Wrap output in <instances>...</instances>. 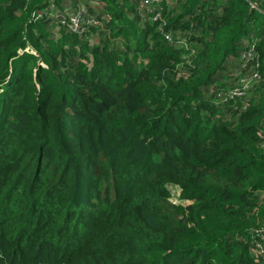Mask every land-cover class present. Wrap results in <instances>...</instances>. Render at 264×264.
I'll list each match as a JSON object with an SVG mask.
<instances>
[{"label":"trees","instance_id":"obj_1","mask_svg":"<svg viewBox=\"0 0 264 264\" xmlns=\"http://www.w3.org/2000/svg\"><path fill=\"white\" fill-rule=\"evenodd\" d=\"M96 1L0 0V264H264V0Z\"/></svg>","mask_w":264,"mask_h":264},{"label":"built area","instance_id":"obj_2","mask_svg":"<svg viewBox=\"0 0 264 264\" xmlns=\"http://www.w3.org/2000/svg\"><path fill=\"white\" fill-rule=\"evenodd\" d=\"M151 1H156V0H143V3H145V5H148V3L149 2H151ZM73 13V12H72ZM72 13H70L69 14V16L67 17V19H68V21H67V25L69 26V28L71 29V30H74V31H76V30H79V29H81L82 28V26H81V24H80V21L81 20H84V21H88V19H83V18H81V17H79L78 16V14L77 13H75V14H72ZM40 13H39V11L36 13V16H38ZM158 17V12L157 11H154V14L152 15V18L153 19H155V18H157ZM58 18L61 20V22H63V15H59L58 16ZM245 55H247L246 54V52L245 53H242V56L243 57H246ZM253 75V74H252ZM243 79V78H242ZM240 91L239 90H233V93H239ZM256 232H258L259 233V236L264 240V226H261V227H257V228H255L254 229ZM262 247L261 246H259V248L257 249V250H254V256L257 258V255H261V256H263V254H262Z\"/></svg>","mask_w":264,"mask_h":264},{"label":"rangeland","instance_id":"obj_3","mask_svg":"<svg viewBox=\"0 0 264 264\" xmlns=\"http://www.w3.org/2000/svg\"><path fill=\"white\" fill-rule=\"evenodd\" d=\"M84 2H85V4H91V5H94V6H97L98 5V2L96 1V0H83ZM63 2H68V4L67 5H65V6H63L64 8L62 9V11L65 13V14H68V13H70V11H72V10H74V8H75V5L74 4H72L71 2H70V0H63ZM171 2H172V0H171ZM170 2V3H171ZM83 7V4H82V1L81 2H79V4H78V8L76 9V10H82L81 8ZM59 11L58 10H56L55 11V13H58ZM78 14V16L80 15L79 13H77ZM59 15H61V14H56V17H58ZM52 24H49L48 25V27H50L49 29H50V31L51 32H53L54 34H56V23H55V21L54 22H51ZM68 28H69V26L68 25H66ZM181 56L184 58L185 57V54H181ZM236 71V69L234 68L233 70H231V72H230V78L228 79V81H231V79H232V74L234 73Z\"/></svg>","mask_w":264,"mask_h":264}]
</instances>
